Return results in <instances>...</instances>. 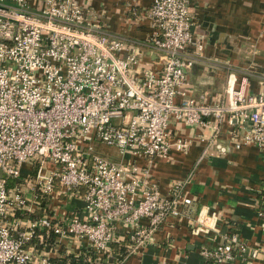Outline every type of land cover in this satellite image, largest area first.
<instances>
[{
	"label": "built area",
	"instance_id": "built-area-1",
	"mask_svg": "<svg viewBox=\"0 0 264 264\" xmlns=\"http://www.w3.org/2000/svg\"><path fill=\"white\" fill-rule=\"evenodd\" d=\"M193 13L191 0H152L138 13L151 31L134 43L84 0H0V264H54L68 256L63 240L84 242L86 264H123L169 220L193 236L215 229L207 206L187 215V179L163 195L152 166L189 149L193 137L176 126L198 130L199 160L244 145L264 159V79L251 91L230 71L217 99L192 96L188 73L206 40ZM95 143L132 159L110 161ZM73 200L79 210L67 209ZM228 227L199 246L204 264L258 253Z\"/></svg>",
	"mask_w": 264,
	"mask_h": 264
},
{
	"label": "crops",
	"instance_id": "crops-1",
	"mask_svg": "<svg viewBox=\"0 0 264 264\" xmlns=\"http://www.w3.org/2000/svg\"><path fill=\"white\" fill-rule=\"evenodd\" d=\"M84 1L101 15L108 32L115 36L143 43L151 31L148 18L138 13L145 11L152 0ZM191 5L193 30L206 36L202 58L188 73L193 86L192 96L199 98L207 94L210 100L217 99L223 92L230 71L246 76L251 91L262 89L264 0H191ZM143 53L146 57H154L147 47H144ZM176 130L193 137V142L185 153L172 151L171 160L156 159L152 166V178L163 195L175 182L187 179L185 188L195 198L187 215L195 216L199 207L205 205L217 218L215 229L193 236L186 222L174 224L173 220H169L155 232L154 240L144 250L140 260L129 258L123 264H204L199 246H211L216 242L220 233L229 228L228 220L236 223L240 241L259 246L254 257L249 250L240 255L234 264H264V159L259 151L251 145L226 154L210 150L207 157L199 160L203 144L195 137L198 130L182 126H176ZM94 151L113 162L132 159L121 156L115 147L101 143L94 144ZM135 161L145 165L139 157ZM80 207L81 203L74 200L67 205V209L79 210ZM63 243L62 249L68 255L82 254L87 262L90 251L83 241L63 240ZM121 248V245H113L116 256ZM116 259H112L114 262L110 264H116Z\"/></svg>",
	"mask_w": 264,
	"mask_h": 264
},
{
	"label": "trees",
	"instance_id": "trees-1",
	"mask_svg": "<svg viewBox=\"0 0 264 264\" xmlns=\"http://www.w3.org/2000/svg\"><path fill=\"white\" fill-rule=\"evenodd\" d=\"M228 223L230 224V226H232L231 231L234 232V233H237L238 229L235 227L236 223L231 221V220L230 221L228 220ZM120 252H119V254H122V256H123V254H125V251H124L123 247L121 248ZM122 256H119V258H121ZM55 262H54V264H86L82 254L68 255V256H66L64 258H61V259L59 258V259L55 260Z\"/></svg>",
	"mask_w": 264,
	"mask_h": 264
}]
</instances>
